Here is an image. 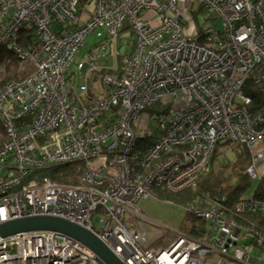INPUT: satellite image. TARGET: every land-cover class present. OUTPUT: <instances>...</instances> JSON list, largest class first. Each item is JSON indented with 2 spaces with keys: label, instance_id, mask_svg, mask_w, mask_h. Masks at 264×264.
<instances>
[{
  "label": "built area",
  "instance_id": "2783aa9c",
  "mask_svg": "<svg viewBox=\"0 0 264 264\" xmlns=\"http://www.w3.org/2000/svg\"><path fill=\"white\" fill-rule=\"evenodd\" d=\"M125 24L132 44L120 53ZM25 28L36 41L22 47ZM91 35L97 43L76 61ZM2 46L32 71L0 88V224L60 218L121 264H264V228L247 218L264 217L257 186L231 207L188 206L204 229L162 246L127 223L151 190L194 189L220 142L245 147L246 175L264 182V106L252 110L244 94L249 78L264 92V0H0ZM112 49L107 69L98 62ZM76 161L78 185L27 179ZM0 264L104 263L71 237L30 232L0 238Z\"/></svg>",
  "mask_w": 264,
  "mask_h": 264
},
{
  "label": "trees",
  "instance_id": "16d2710c",
  "mask_svg": "<svg viewBox=\"0 0 264 264\" xmlns=\"http://www.w3.org/2000/svg\"><path fill=\"white\" fill-rule=\"evenodd\" d=\"M130 31L128 24H125L121 29V33ZM130 34L132 35L131 31ZM32 30L25 28L20 33V45L26 47L27 44L35 42ZM32 71V67L26 63H21L17 56L7 47H0V88L4 83L13 80L21 79ZM263 84H256L254 79L249 78L244 86V94L252 99V110H258L264 106V92L262 91ZM0 137L2 142L0 147L6 139L4 127L0 121ZM228 146L227 142H220L218 147ZM213 155L210 167L207 173L199 178L196 187L192 190H185L179 193H170L163 189H154L160 198H170L175 202L181 203L184 206H197L205 208L212 202H220L222 198L226 199V205L234 206L252 186L251 180L246 175L245 169L249 164V153L240 144L228 146L233 153V160L215 165V154ZM84 164L76 161L68 164L48 167L41 170L31 171L27 179H36L40 177H47L52 181L66 186L78 185L83 174ZM257 188L264 189V182L257 183ZM257 197V193H256ZM249 220H254L257 224V229L264 228V217L260 215H247ZM189 226L184 227V232L190 235H197L194 230L196 223H199L201 230L204 229L205 224L202 221L192 217L190 213L186 212Z\"/></svg>",
  "mask_w": 264,
  "mask_h": 264
},
{
  "label": "rangeland",
  "instance_id": "374dc122",
  "mask_svg": "<svg viewBox=\"0 0 264 264\" xmlns=\"http://www.w3.org/2000/svg\"><path fill=\"white\" fill-rule=\"evenodd\" d=\"M197 21L199 22V27L203 24L204 15L200 11H196ZM60 28V25L56 26ZM121 38H126L127 41L121 44L120 53H124L126 50L131 48L132 35L130 31H124L121 33ZM97 43V39L94 35L89 36L85 41V46L81 49L78 54L76 61H79L83 55L93 49L94 45ZM108 53V52H107ZM114 51L111 50V55H107L102 61H99V65L104 68L110 69L116 64ZM74 68V67H73ZM72 68V69H73ZM2 139L0 137V143ZM219 146L218 151L215 154V165H220L221 163H226L227 161H232L234 156L231 149H224L220 151ZM256 182L252 183L250 190H247L243 194V198H248L251 195L252 189L255 188ZM188 207V206H187ZM181 203L175 202L170 198H160L155 191H150V196L142 200L139 205L140 216L138 218H129L127 223L134 228L137 227L141 231L145 232L147 235V245L151 247L162 246L166 244V239L175 235L176 233L184 231V227L189 226L190 222L186 218V210L188 209ZM244 232L241 233L239 238V246H242L244 240H242Z\"/></svg>",
  "mask_w": 264,
  "mask_h": 264
},
{
  "label": "water",
  "instance_id": "95a60500",
  "mask_svg": "<svg viewBox=\"0 0 264 264\" xmlns=\"http://www.w3.org/2000/svg\"><path fill=\"white\" fill-rule=\"evenodd\" d=\"M30 232H56L71 237L90 249L104 264H121L92 232L56 217H27L0 224V238Z\"/></svg>",
  "mask_w": 264,
  "mask_h": 264
}]
</instances>
